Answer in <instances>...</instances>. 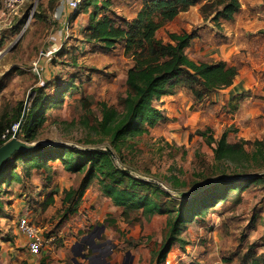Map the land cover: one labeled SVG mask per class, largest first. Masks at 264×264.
Instances as JSON below:
<instances>
[{
    "label": "rangeland",
    "instance_id": "rangeland-1",
    "mask_svg": "<svg viewBox=\"0 0 264 264\" xmlns=\"http://www.w3.org/2000/svg\"><path fill=\"white\" fill-rule=\"evenodd\" d=\"M258 1L259 14L254 17L245 11V6L240 7L245 12L241 43L245 51H258L263 63L264 0ZM64 3L65 0H24L16 15L6 14L0 19V121L10 118L18 107L28 113L39 98L58 99L53 105H44L43 121L34 129V141L26 145L111 150L109 142L92 127L101 116L103 104L121 109L126 72L133 61L121 45L106 51L100 45L86 43L85 32L103 15H110L117 23L131 21L142 8V0H89L73 17L65 12ZM200 13L199 4L187 14H180L157 33V39L166 42L170 33H201L197 27L207 22H201ZM66 19L69 22L65 23ZM211 25L203 27H209L213 34L220 29ZM263 72L259 74L261 78ZM56 89H64L65 95L60 98ZM262 92L256 89L257 95L250 98L264 102ZM210 101L209 98L192 108L194 100L189 90L175 89L174 95L154 104L165 120L122 143L115 165L129 169L132 176L158 185L174 200L184 203L172 191L171 177L185 183L179 191L187 192L213 176L215 145L208 146L197 132L209 129L218 140L228 131L232 142L240 134H246L249 142L264 139L263 106L254 114L257 118L245 124L234 113H216ZM47 163L50 170H31L28 176L19 165L16 172L21 182L0 188V264H73V258L76 264H82L80 252L77 256L75 253L77 247L84 248L85 253L88 243L93 248L104 243L109 252L114 249L111 260L115 264L153 263V253L165 234L166 216L157 215L149 221L141 218L139 224L129 226L122 210L100 192L95 180L87 185L84 174H70L59 162ZM231 173L228 168L224 175L230 177ZM71 189H80L81 193L75 196L76 211L66 212L62 199L64 192ZM50 193L53 202L47 205ZM25 215L45 239H51L34 258L26 250V238L17 230L18 220ZM181 239L186 244L173 246L166 256L169 264H253L254 260L264 264V184L250 186L239 195L231 191L225 202L216 204L202 220L189 224ZM90 264L105 263L92 260Z\"/></svg>",
    "mask_w": 264,
    "mask_h": 264
},
{
    "label": "trees",
    "instance_id": "trees-1",
    "mask_svg": "<svg viewBox=\"0 0 264 264\" xmlns=\"http://www.w3.org/2000/svg\"><path fill=\"white\" fill-rule=\"evenodd\" d=\"M88 2L89 0L85 4ZM199 4L203 20H209L217 27L220 24H233L241 7L238 0H142V8L129 22L117 23L110 15H103L93 21L85 32V42L100 45L106 51L121 45L124 53L133 61V66L126 72V93L120 103L121 109L116 110L103 104L101 116L92 127L93 132L109 142L111 150L106 148L91 151L69 147L50 149L37 146L31 151L16 152L0 168V188L2 185L10 186L21 182L16 172L19 165L24 170V175L28 176L31 170H50L47 163L49 161L59 162L70 174H84L87 185L95 180L100 192L122 210V216L129 226L139 224L141 218L149 221L157 215L166 216L165 234L159 248L153 253L152 261V264H164L174 245L186 244L181 235L195 219L202 220L216 204L225 202L231 191L239 195L250 186L263 185L264 139L232 142L228 141V131L223 132L218 140L212 137L209 129L196 133L208 146L215 145L212 148L213 176L204 184H196L194 188L205 186L183 198L185 201L182 204L158 185L132 176L129 169L115 165V157L120 154L122 143L128 138L143 135L165 120L154 105L161 98L173 94L175 89L187 88L193 97L194 108L207 101L218 90L231 86L238 75L237 64L229 65L213 60L193 61L185 55V49L199 37L200 32L170 33L167 34L166 42L157 39V33L166 24ZM218 31L220 33L216 35L217 40H225L221 27ZM205 35L202 34L201 38ZM207 42L212 41L207 39ZM70 87L74 85L71 84ZM59 94L62 98L65 90L59 91ZM57 101L58 99L44 101L43 97L37 99L26 113L18 139L23 143L33 142L34 129L43 121L44 105H53ZM21 116L22 112L18 107L10 118L4 117L0 121V136L9 131V141L11 129L19 123ZM6 142L0 141V147ZM228 168L232 169V176L225 177ZM228 178L239 180L230 181ZM169 181L172 191L178 194L177 199L180 200L183 192L179 190L186 184L175 177H171ZM80 191L71 189L64 192L62 204L66 207V212L76 211L75 196ZM52 202L50 193L46 204L50 205ZM2 209L3 203L0 201V212ZM258 261L254 260L253 264Z\"/></svg>",
    "mask_w": 264,
    "mask_h": 264
},
{
    "label": "crops",
    "instance_id": "crops-1",
    "mask_svg": "<svg viewBox=\"0 0 264 264\" xmlns=\"http://www.w3.org/2000/svg\"><path fill=\"white\" fill-rule=\"evenodd\" d=\"M239 2L243 7L245 6V11L253 17L259 14L256 10V5L259 2L258 0H242V2L239 0ZM187 13L188 12L184 14ZM244 15L245 12L240 9L239 13L235 16V22L233 24H221L220 27L223 29L221 33H223L224 38H226L223 41H218L216 38L217 33H220V31L217 30L214 34L211 33L210 29H208L209 27H203L205 24H209L212 27L210 21H204L203 18L200 17L201 22L207 23H203L204 25L197 27L201 29V33L198 38L192 41L191 46L185 49L184 53L193 61L213 60L222 61L229 65H238L239 73L233 80L232 85L213 93L210 98V103L213 104L212 106L215 108L214 111L216 113H223V115H226L225 113L231 112L234 113V116L239 117L238 120H245V124H250L251 121L257 118H254V114L257 110L259 111L261 106H263L264 109V102L256 97L250 98L251 96L257 95V93H255L256 89H260L261 92H264V78L259 76L260 72L264 70V61L261 63L263 56L260 55L258 51H245V47L241 43V39L243 38L241 24L243 23L242 16ZM67 20L68 19L64 20V22H68ZM256 20L258 19L256 18ZM257 22L258 21H256V23ZM233 30H236V34H234ZM202 34H206L204 38H201ZM254 38H252L251 41L254 40ZM207 39L212 42H207ZM253 42L254 41H252V43ZM259 63L261 64L259 65ZM174 93L171 95H174ZM168 96L170 95L164 96L163 98ZM163 98L156 103L162 101ZM233 131L238 134L236 129ZM245 136L246 134H240L237 139L246 141L247 136ZM233 140L237 141L235 139ZM228 141H230L229 138ZM76 245H73L71 248L72 254H74ZM126 254H129V252ZM32 258H34V256Z\"/></svg>",
    "mask_w": 264,
    "mask_h": 264
},
{
    "label": "built area",
    "instance_id": "built-area-1",
    "mask_svg": "<svg viewBox=\"0 0 264 264\" xmlns=\"http://www.w3.org/2000/svg\"><path fill=\"white\" fill-rule=\"evenodd\" d=\"M87 1L88 0H65L64 10L68 13L69 17H73ZM23 2L24 0H1L2 9L0 11V19L4 18L6 14L16 15V12ZM15 129L16 126L12 127V135ZM9 134V131H5L0 136V141H8ZM17 230L26 238V250L29 255H39L51 241V239H45L41 231L27 219L26 215L18 220ZM165 264H169V261L165 260Z\"/></svg>",
    "mask_w": 264,
    "mask_h": 264
},
{
    "label": "water",
    "instance_id": "water-1",
    "mask_svg": "<svg viewBox=\"0 0 264 264\" xmlns=\"http://www.w3.org/2000/svg\"><path fill=\"white\" fill-rule=\"evenodd\" d=\"M29 16L31 17V13L29 14ZM21 111H22L21 119H20L19 123L17 124V127H16L11 139L0 147V168L5 162H7L11 158V156L14 153L22 152V151H31L37 147V146H28L25 143L18 140V134H19L21 125L23 124V121L26 117V111L24 110V108H22ZM200 187L194 188V189L187 191V192H183L181 194V197L185 198V197H189V196L193 195L195 193V191L200 189ZM77 255L78 254H75V256H77ZM80 258L84 259L85 254L80 253ZM72 263L73 264L77 263L75 258L72 259Z\"/></svg>",
    "mask_w": 264,
    "mask_h": 264
},
{
    "label": "flooded vegetation",
    "instance_id": "flooded-vegetation-1",
    "mask_svg": "<svg viewBox=\"0 0 264 264\" xmlns=\"http://www.w3.org/2000/svg\"><path fill=\"white\" fill-rule=\"evenodd\" d=\"M86 245H87V248H85L86 249L85 253L83 252L84 248L82 249V247H77V251L75 253V254H79L80 252V253L85 254V258L82 259L83 263L90 264L92 260H95L97 263L103 262L105 264H115V262L111 260V257L113 256V253H114L113 252L114 249L111 252H109L104 243H99L97 245L94 244L95 245L94 248L91 247L89 243ZM87 249H89L88 252H87Z\"/></svg>",
    "mask_w": 264,
    "mask_h": 264
}]
</instances>
